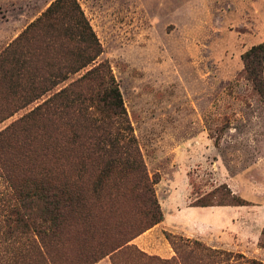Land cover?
I'll use <instances>...</instances> for the list:
<instances>
[{
	"label": "trees",
	"instance_id": "obj_1",
	"mask_svg": "<svg viewBox=\"0 0 264 264\" xmlns=\"http://www.w3.org/2000/svg\"><path fill=\"white\" fill-rule=\"evenodd\" d=\"M79 0H55L0 54V264H264L170 231L175 255L132 241L165 219L119 83ZM264 97V42L242 56ZM197 198L192 206L246 205ZM264 251V229L259 240Z\"/></svg>",
	"mask_w": 264,
	"mask_h": 264
},
{
	"label": "rangeland",
	"instance_id": "obj_2",
	"mask_svg": "<svg viewBox=\"0 0 264 264\" xmlns=\"http://www.w3.org/2000/svg\"><path fill=\"white\" fill-rule=\"evenodd\" d=\"M53 1L0 0V54ZM79 2L103 45L99 60L119 83L149 176L161 178L154 187L166 225L203 217L191 206L197 198L231 201L225 185L262 202L264 97L242 56L264 42V0ZM247 247L234 252L264 260Z\"/></svg>",
	"mask_w": 264,
	"mask_h": 264
},
{
	"label": "crops",
	"instance_id": "obj_3",
	"mask_svg": "<svg viewBox=\"0 0 264 264\" xmlns=\"http://www.w3.org/2000/svg\"><path fill=\"white\" fill-rule=\"evenodd\" d=\"M230 186L232 188L233 184ZM234 191L239 193L236 189ZM245 199L250 203L196 206L204 209L203 217L197 221L189 218L184 220L174 218L177 221L170 220V226L166 225L169 221L165 213V219L162 222L137 236L132 243L151 255L172 258L176 253L164 234L165 231H170L187 238L201 240L213 248L246 253L249 249L247 246L254 245L263 251L259 246V240L264 229V199L262 202L255 197ZM94 264L113 263L110 257H105Z\"/></svg>",
	"mask_w": 264,
	"mask_h": 264
}]
</instances>
